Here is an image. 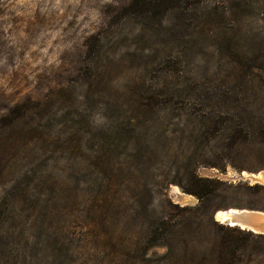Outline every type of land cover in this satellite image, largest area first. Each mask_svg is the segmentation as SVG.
I'll return each instance as SVG.
<instances>
[{
	"label": "rangeland",
	"instance_id": "374dc122",
	"mask_svg": "<svg viewBox=\"0 0 264 264\" xmlns=\"http://www.w3.org/2000/svg\"><path fill=\"white\" fill-rule=\"evenodd\" d=\"M263 170L264 0H0V264H264Z\"/></svg>",
	"mask_w": 264,
	"mask_h": 264
},
{
	"label": "water",
	"instance_id": "95a60500",
	"mask_svg": "<svg viewBox=\"0 0 264 264\" xmlns=\"http://www.w3.org/2000/svg\"><path fill=\"white\" fill-rule=\"evenodd\" d=\"M262 172V176H261V180L258 181L261 184H264V170L261 171ZM249 212L245 213V212H235L233 210L230 211V209H228V212L230 214V216L228 217V221L227 223H234L237 224L239 226H244L246 228H241L243 230H249L253 233L256 234H262L264 235V222H263V216L261 214H258L256 217H252L254 214V212H258L261 213L264 211H260V210H255V209H247ZM252 211V212H250ZM237 226V227H239Z\"/></svg>",
	"mask_w": 264,
	"mask_h": 264
},
{
	"label": "trees",
	"instance_id": "16d2710c",
	"mask_svg": "<svg viewBox=\"0 0 264 264\" xmlns=\"http://www.w3.org/2000/svg\"><path fill=\"white\" fill-rule=\"evenodd\" d=\"M192 186L191 188L187 189L186 191L188 193H192L196 195L198 198L203 199V196L205 194H211L217 191L216 184L220 183V181L212 178H204L201 176L196 175L193 173L192 175ZM238 186V185H237ZM250 191L255 192V193H264V184H261L259 182H256L254 184H248L246 186ZM230 225V224H228ZM230 227H237V226H232ZM240 232H243V230H239ZM253 235V234H252Z\"/></svg>",
	"mask_w": 264,
	"mask_h": 264
},
{
	"label": "bare ground",
	"instance_id": "6f19581e",
	"mask_svg": "<svg viewBox=\"0 0 264 264\" xmlns=\"http://www.w3.org/2000/svg\"><path fill=\"white\" fill-rule=\"evenodd\" d=\"M262 174V172H259V173H257V174H252V176L254 177V178H257V179H261V175ZM233 210L235 211V212H249L247 209H235V208H232V209H230V211H232L233 212ZM250 212H252V211H250ZM258 214H261L262 216H263V222H264V213L263 212H261V213H258V212H254V214H252L253 216L252 217H256ZM230 216V214H229V212H228V210H219V211H217V213H216V219L217 220H219L221 223H224V222H227L228 221V217ZM228 224H230V225H232V226H239V225H237V224H234V223H228ZM239 227H241V228H246V227H244V226H239Z\"/></svg>",
	"mask_w": 264,
	"mask_h": 264
}]
</instances>
